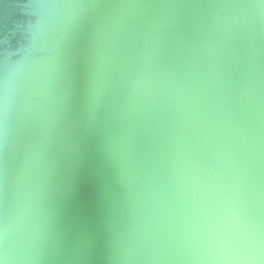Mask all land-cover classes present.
Wrapping results in <instances>:
<instances>
[{"label":"water","instance_id":"obj_1","mask_svg":"<svg viewBox=\"0 0 264 264\" xmlns=\"http://www.w3.org/2000/svg\"><path fill=\"white\" fill-rule=\"evenodd\" d=\"M0 262L264 264V0H0Z\"/></svg>","mask_w":264,"mask_h":264},{"label":"snow or ice","instance_id":"obj_2","mask_svg":"<svg viewBox=\"0 0 264 264\" xmlns=\"http://www.w3.org/2000/svg\"><path fill=\"white\" fill-rule=\"evenodd\" d=\"M127 6L151 7L152 5H150V4H138V5H127ZM0 264H2V262H0Z\"/></svg>","mask_w":264,"mask_h":264}]
</instances>
